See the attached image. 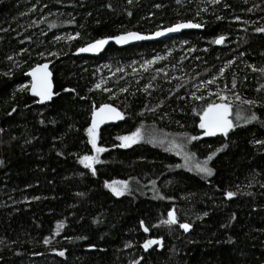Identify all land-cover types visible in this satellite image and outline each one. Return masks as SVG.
<instances>
[{
	"label": "trees",
	"instance_id": "16d2710c",
	"mask_svg": "<svg viewBox=\"0 0 264 264\" xmlns=\"http://www.w3.org/2000/svg\"><path fill=\"white\" fill-rule=\"evenodd\" d=\"M190 20L203 29L76 54L92 41ZM257 28L264 0H0V264H264ZM43 62L58 95L39 104L27 72ZM219 102L230 103L237 126L206 136L201 115ZM103 103L124 120L98 132L106 151L97 154L86 129ZM137 128V142L122 147L118 137ZM213 152L207 176L196 165ZM84 155H98L94 175ZM112 181H128L127 191L115 195L105 186ZM169 211L176 224L162 223ZM148 239L162 246L145 250Z\"/></svg>",
	"mask_w": 264,
	"mask_h": 264
},
{
	"label": "snow or ice",
	"instance_id": "6c2138e0",
	"mask_svg": "<svg viewBox=\"0 0 264 264\" xmlns=\"http://www.w3.org/2000/svg\"><path fill=\"white\" fill-rule=\"evenodd\" d=\"M213 3L218 2V0H212ZM129 3H131V0H129ZM159 7V5H157ZM131 15V13H129ZM217 19H220V17H217ZM239 19V17H237ZM190 27H203L202 24H193L191 22L188 23H179L174 25L172 28L164 29L165 32H171L176 31L181 28H190ZM257 32H264V28H257L255 29ZM163 32L157 31L153 33V36H161ZM80 33H76V36H79ZM70 39L73 37H69ZM150 37L143 36L138 32H127L122 35L117 36H111L106 37L104 39L96 40L94 43L88 44L86 47L79 48L77 51L79 52H88V51H99L105 44L108 43L109 40H114L117 44H124L128 42L129 40H142V39H148ZM56 39H60V37H56ZM225 37L223 35L216 38L213 43L221 44L223 43ZM43 55V53H41ZM8 59H11V57H8ZM150 63V62H149ZM48 65L47 64H38L35 68L31 70L32 75V82H31V91L40 97L41 102L51 100L53 95H58V93H53L52 91V84L49 79L50 73L47 71ZM97 88L100 87L99 84L96 85ZM21 89L24 90V86H21ZM71 91H74L71 90ZM195 95V93H193ZM197 99H201L202 97H196ZM238 98V97H237ZM226 97L221 96V101H224ZM248 103H252L249 101ZM231 109V105L229 103H219V104H208L207 107L204 109L201 118H200V124L199 127L201 129H205V135H215L216 133H222L225 136H227L229 130L234 129L237 125L233 123L231 119H229V112ZM15 109H13V112ZM122 114L114 107H112L109 104H104L99 107V109H95L92 112V122L91 125L86 129V132L89 137V143L92 145V148L94 149L95 153L99 154L106 149L104 147L97 146V129L100 123H103L104 119L107 118H121ZM239 118V114H237ZM257 117L255 114H252L250 117L245 118V123H248L250 120H256ZM0 131H3V129H0ZM140 138V129L137 128L135 132L131 133L129 136H121L118 137V139L124 141L125 143L122 144V147H129L131 144H134L137 142V140ZM192 140H196L197 137L193 136L191 137ZM255 144L264 145V141H254ZM226 147V145L224 146ZM217 151H220V149H217ZM179 154V153H178ZM216 155V152L211 153L203 162V164H197L196 168L203 174L207 176L213 175V169L208 167V162L213 159V157ZM187 159V158H186ZM98 161V155H84L80 157V163L84 164L85 167L92 169L93 175L95 174V168L93 167L94 163H97ZM0 164H3V161L0 160ZM179 167V165H178ZM122 185L123 187H116V185ZM106 187H111L112 191L115 193V195L120 196L123 195L124 191H127L128 181H112L111 183L105 182ZM224 195L228 198H232L237 195V192L234 191H226ZM168 219L165 221H162L164 224L172 225L177 223V219L175 216L174 211L168 212ZM204 215H207V212L204 213ZM235 217H233L234 219ZM141 226L143 227L144 232H148L149 228L144 226V222L140 221ZM62 223L58 224V229L62 227ZM179 227L183 229L185 232H187L192 225L190 223H180ZM45 244L49 243L48 238H45L44 240ZM152 245H161L160 239H148L144 241L143 247L145 250L150 248ZM128 247L129 245H125ZM90 247H94V245H91ZM60 256H64L65 252L60 251ZM132 264H139V261H133Z\"/></svg>",
	"mask_w": 264,
	"mask_h": 264
},
{
	"label": "water",
	"instance_id": "95a60500",
	"mask_svg": "<svg viewBox=\"0 0 264 264\" xmlns=\"http://www.w3.org/2000/svg\"><path fill=\"white\" fill-rule=\"evenodd\" d=\"M188 22H191L193 24H200L198 22H195V21H181V22H178V23H175L173 25H170V26H167V27H162V28H159V29H156L154 30L153 32H150V33H145V32H140V31H128V32H138L140 33L141 35L143 36H147V37H150L148 39H142V40H129L128 42L124 43V44H117L114 40H109L107 44H105L99 51H88V52H79L77 51L76 54H79V55H91V56H98L100 55L106 48L109 44L113 43V44H116L117 46L119 47H127V46H131V45H135V44H140L142 42H149V41H156V40H161V39H165V38H168V37H171V36H174V35H177V34H180L181 32L185 31V30H199V29H203V27H199V28H196V27H190V28H181L179 30H176V31H171V32H165L164 29H167V28H172L174 25L176 24H179V23H188ZM157 31H160V32H163V34L161 36H153L152 34L157 32ZM127 32H123V33H120V34H117V35H122V34H125ZM117 35H114V36H117ZM111 37V36H110ZM225 41V39H224ZM223 41V43H224ZM95 41H92L90 43H87L85 44L84 46L82 47H86L88 44H91V43H94ZM223 43L221 44H217V45H222ZM81 47V48H82ZM38 64H47L48 65V68H47V71L50 73V76H49V79L51 81V84H52V91L54 93L55 91V84H54V81H53V73H52V69H51V65L49 63H46V62H43V63H38ZM36 64V65H38ZM36 65H34L28 72H27V77L29 78V93L32 97H34L36 99V102L39 103V104H44L46 102H48L49 100L47 101H43L41 102L40 100V97L35 95L30 89H31V82H32V75H31V70L33 68L36 67ZM104 104H109L111 105L112 107L116 108L121 114V118H105L103 123H100L99 126H98V129H97V132L101 131L104 127L106 126H109V125H115V124H118L120 122H122L124 120V113L123 111L116 105L112 104V103H103L101 105H104ZM95 106L93 110L95 109H99V107L101 106ZM229 119H230V115H229ZM91 122H92V116H91ZM91 125V124H90ZM205 130V129H204ZM206 131V130H205ZM222 133H216L215 135H206V136H218V135H221Z\"/></svg>",
	"mask_w": 264,
	"mask_h": 264
},
{
	"label": "rangeland",
	"instance_id": "374dc122",
	"mask_svg": "<svg viewBox=\"0 0 264 264\" xmlns=\"http://www.w3.org/2000/svg\"><path fill=\"white\" fill-rule=\"evenodd\" d=\"M230 100V99H229ZM219 103H222V102H219ZM230 104V103H229ZM97 134H98V132H97Z\"/></svg>",
	"mask_w": 264,
	"mask_h": 264
}]
</instances>
